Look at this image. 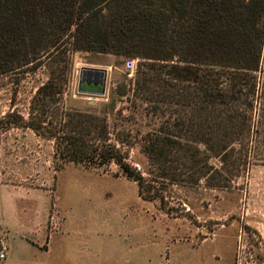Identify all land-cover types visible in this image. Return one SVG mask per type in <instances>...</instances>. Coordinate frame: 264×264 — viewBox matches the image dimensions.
Instances as JSON below:
<instances>
[{"label":"trees","instance_id":"obj_1","mask_svg":"<svg viewBox=\"0 0 264 264\" xmlns=\"http://www.w3.org/2000/svg\"><path fill=\"white\" fill-rule=\"evenodd\" d=\"M263 37L264 0H0V77L48 72L28 121L10 110L0 131L28 128L65 163H114L162 211L169 186L230 191L261 136ZM75 52L141 59L119 96L148 102L139 120L155 128L142 134L131 117L110 132L106 117L66 109ZM119 144L138 146L157 174L142 178Z\"/></svg>","mask_w":264,"mask_h":264},{"label":"rangeland","instance_id":"obj_2","mask_svg":"<svg viewBox=\"0 0 264 264\" xmlns=\"http://www.w3.org/2000/svg\"><path fill=\"white\" fill-rule=\"evenodd\" d=\"M69 56L66 109L106 117L110 132L113 124L130 127L131 117L142 134L155 128L139 120L148 102L134 99L131 91L119 96L141 59ZM81 67L107 70L103 97L77 93ZM47 78L45 68L0 77V117L15 110L28 121L31 99ZM257 120L261 136L234 189L169 186L162 192L167 213L158 199H141L136 183L114 163H65L53 157V141L28 128L0 131V251L5 258L8 250L6 264H264V108ZM118 147L142 178L157 174L138 146Z\"/></svg>","mask_w":264,"mask_h":264},{"label":"water","instance_id":"obj_3","mask_svg":"<svg viewBox=\"0 0 264 264\" xmlns=\"http://www.w3.org/2000/svg\"><path fill=\"white\" fill-rule=\"evenodd\" d=\"M107 70L91 67H81L77 79V93L90 97H103L105 95ZM91 104L95 102L90 99Z\"/></svg>","mask_w":264,"mask_h":264},{"label":"built area","instance_id":"obj_4","mask_svg":"<svg viewBox=\"0 0 264 264\" xmlns=\"http://www.w3.org/2000/svg\"><path fill=\"white\" fill-rule=\"evenodd\" d=\"M125 69L127 71L132 70L133 69L132 63L131 62H127L126 65H125ZM3 251H4V249H3ZM3 251H0V259H3L4 258V252Z\"/></svg>","mask_w":264,"mask_h":264},{"label":"crops","instance_id":"obj_5","mask_svg":"<svg viewBox=\"0 0 264 264\" xmlns=\"http://www.w3.org/2000/svg\"><path fill=\"white\" fill-rule=\"evenodd\" d=\"M8 250H7V253H6V257L3 258V261L1 262V264H6V260L8 259Z\"/></svg>","mask_w":264,"mask_h":264}]
</instances>
